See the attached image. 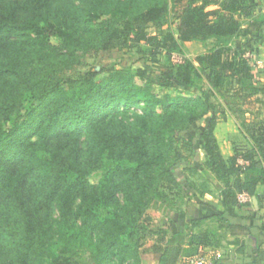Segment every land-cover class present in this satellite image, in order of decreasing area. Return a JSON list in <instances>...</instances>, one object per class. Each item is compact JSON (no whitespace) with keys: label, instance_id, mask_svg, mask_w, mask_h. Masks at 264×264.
Masks as SVG:
<instances>
[{"label":"trees","instance_id":"trees-1","mask_svg":"<svg viewBox=\"0 0 264 264\" xmlns=\"http://www.w3.org/2000/svg\"><path fill=\"white\" fill-rule=\"evenodd\" d=\"M166 1L0 0V264H142L175 244L220 247L223 215L170 227L191 193L175 174L174 137L208 113L205 166L222 183L224 214L264 182V118L245 120L262 89L258 70L246 48L232 46L264 24L244 27L255 0H188L177 35H152L147 26L163 21ZM132 36L169 56L189 41L207 50L174 64L171 77L70 74L87 55ZM178 83L206 84L225 105L174 95ZM220 111L240 120L252 144L230 161L214 134ZM211 219L220 225L204 227Z\"/></svg>","mask_w":264,"mask_h":264},{"label":"rangeland","instance_id":"rangeland-1","mask_svg":"<svg viewBox=\"0 0 264 264\" xmlns=\"http://www.w3.org/2000/svg\"><path fill=\"white\" fill-rule=\"evenodd\" d=\"M187 1L188 0H167L164 2V4L167 6V12L163 21L160 24L154 22L150 23L147 26V31L152 35H161L166 32H172L177 35L178 25L180 22V10L187 3ZM184 46L185 47H183V51L190 59L201 53H204L207 50V46L200 41H196L193 45H188L189 47L187 45ZM155 50L156 49L154 47L150 46L145 41L135 42L132 36L131 39H129L126 43L118 44L115 49L111 51H102L96 54L87 55L83 59L82 65L75 66L74 70L72 69L69 72L74 77H76L90 70L96 71L103 69L105 74L122 72L125 74L136 75L138 80L141 78V76L137 75L139 70H145L155 76H173L175 65L171 60V57L168 55V53H155ZM178 84L179 85L177 88H172L169 90L174 95L181 94L189 98H202L206 104L213 102L214 104L222 103V107L225 105V102L221 96L211 94L206 84H201L192 88L185 87L180 83ZM154 87L157 91L161 92L162 95L168 91V89H163L158 83L154 84ZM227 114L229 118L231 115L229 112ZM248 115L250 114H246L245 117ZM223 117L224 114L220 111L218 113V118L220 120L216 125L214 134L215 136L220 137L221 146L220 144L219 146L222 148L221 151L223 156L226 158V160L230 161L236 153H231L226 147V138L223 137V135H225L224 132H226L225 127L229 124L224 128L220 127V123L224 120ZM210 118L211 113H208L192 126L186 128V130L180 132L178 131L174 137L173 143L178 149V153H174L173 155V160L175 161L174 168L176 169L175 174L180 180H184L186 183H188V188L191 192L186 198V204L181 206L182 209L186 211V214H171V216L175 217L174 222H172L170 225L172 231L174 232L183 230L188 221L195 217L197 218L198 214H193V204L195 203V197L199 196L201 192H209L211 194H217L218 192L220 193L219 186L222 183L216 182L214 174L206 168V158L202 147L204 143L202 134L206 131ZM242 160L244 159L239 156L238 163L241 164ZM242 176L244 177V175ZM97 177L94 176L93 180H95ZM151 213L153 216L157 217V220H160L162 214H159L155 206H153L151 209ZM204 227H210L213 229L215 224L211 219L208 220L207 223H204ZM200 248L201 246L195 250V248L191 245H188L187 242H185L182 247H178L175 244L170 247L167 255L162 259H158L157 255H144L142 258V264H178L182 257L198 255Z\"/></svg>","mask_w":264,"mask_h":264},{"label":"crops","instance_id":"crops-1","mask_svg":"<svg viewBox=\"0 0 264 264\" xmlns=\"http://www.w3.org/2000/svg\"><path fill=\"white\" fill-rule=\"evenodd\" d=\"M255 3V15L253 18L247 19L244 27H247L254 19H264V0H255ZM195 42H185L183 47H185L184 45H193ZM232 45L235 48L252 50L260 62L257 70L262 89L257 96L258 102L252 108L254 114L245 117L247 122L260 120L264 118V24L260 29L254 30L250 36L236 38ZM220 125L222 128L228 125L225 127L226 132L223 137L226 138V147L231 153L242 154L252 148V144L237 117L231 115ZM216 137L221 146L220 137ZM194 201L193 214H198L197 218L212 215H223L225 218L222 226L215 222L216 227L220 225L221 246L218 248L201 247L199 254L209 255L218 252L220 255L215 264H264V182L257 185L255 195L252 196L250 203L236 207L235 214H224L225 208L219 192L217 194L205 192L195 197Z\"/></svg>","mask_w":264,"mask_h":264},{"label":"built area","instance_id":"built-area-1","mask_svg":"<svg viewBox=\"0 0 264 264\" xmlns=\"http://www.w3.org/2000/svg\"><path fill=\"white\" fill-rule=\"evenodd\" d=\"M170 57L174 64H182L188 59L187 54L179 52H173ZM244 57L252 61L253 67L260 66L259 61H254L255 53L252 50H247ZM241 164H248V162L242 160ZM238 201L240 204H248L252 201V196L248 192H242L238 195ZM219 255L218 252H214L209 255L198 254L195 256H185L180 259L178 264H213Z\"/></svg>","mask_w":264,"mask_h":264}]
</instances>
